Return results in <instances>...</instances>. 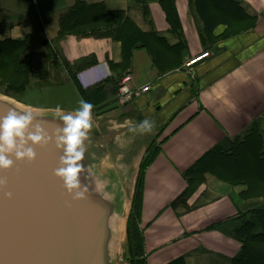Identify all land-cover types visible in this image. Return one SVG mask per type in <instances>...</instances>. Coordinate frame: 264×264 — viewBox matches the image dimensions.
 <instances>
[{"label": "crops", "instance_id": "0c3cea01", "mask_svg": "<svg viewBox=\"0 0 264 264\" xmlns=\"http://www.w3.org/2000/svg\"><path fill=\"white\" fill-rule=\"evenodd\" d=\"M77 1L0 0V42L29 38L28 53L37 72L19 103L50 113L59 107L63 115L80 107L83 98L76 82L54 62L46 43L70 63L95 57L97 63L77 73V80L85 89L107 83L117 90L102 111L92 110L94 133L88 144L94 172L100 179L122 182L126 191L115 252L121 257L127 253V222L140 166L151 143L158 141L160 152L145 173L140 223L147 264L179 258L185 264H233L242 252L235 234L238 219L264 208V197L246 199L247 187L210 174L190 185L184 172L213 148H229L255 121H262L264 132V0H236L254 22L251 28L248 21L243 28L235 20L231 28L221 23L210 34L197 0H176L179 34L171 32L161 0L150 3L149 19L136 0H81L125 12L149 36V48L137 49L128 64L122 44L112 39L58 40L61 18ZM206 53V60L187 68ZM126 78L130 88L150 86L151 91L121 106L118 87ZM145 119L153 122L150 132L138 127ZM185 191L187 205L174 208Z\"/></svg>", "mask_w": 264, "mask_h": 264}, {"label": "trees", "instance_id": "16d2710c", "mask_svg": "<svg viewBox=\"0 0 264 264\" xmlns=\"http://www.w3.org/2000/svg\"><path fill=\"white\" fill-rule=\"evenodd\" d=\"M156 0H136L142 8L145 17L150 18V3ZM197 9L205 23L208 34L213 33L221 23H227L229 28L233 22L241 21L243 28H249L254 22L246 15L239 1L236 0H197ZM161 8L166 16L171 32L179 34L182 31L176 0H161ZM215 11L217 14L213 13ZM69 36L79 38L112 39L122 44L124 63H130L137 49L149 48V36L122 11H109L102 3L88 4L78 0L60 21L58 40ZM30 39L25 41L5 40L0 42V85L6 86L5 94L20 97L31 85L34 65L28 53ZM48 51L54 62L62 65L76 82L84 101L93 105V112H100L109 96L116 97L117 90L110 89L111 84L102 83L85 89L77 80V73L91 68L97 63L95 57L70 63L60 58L49 43ZM119 90V87H118ZM111 98V99H113ZM116 102V101H115ZM107 105V104H106ZM102 106V107H100ZM98 108V109H97ZM97 109V110H96ZM154 141L149 146L142 160L132 200V209L127 222V253L128 264H147L145 259V238L140 227L143 199L144 179L148 167L154 162L160 152V146ZM210 174L232 186L247 187L243 194L246 199L264 197V132L262 121H255L240 137H237L229 148L217 146L205 154L190 169L184 172V177L190 185L204 180ZM188 192L185 191L174 203L173 207L187 205ZM240 226L236 229V238L242 243V252L233 264H264V208L242 214ZM170 264H185L179 258Z\"/></svg>", "mask_w": 264, "mask_h": 264}, {"label": "water", "instance_id": "95a60500", "mask_svg": "<svg viewBox=\"0 0 264 264\" xmlns=\"http://www.w3.org/2000/svg\"><path fill=\"white\" fill-rule=\"evenodd\" d=\"M31 113L28 132L39 125L46 135L63 127L56 113L29 109L0 94V118L10 110ZM63 115V114H60ZM84 141L81 163L84 199H74L64 182L54 174L62 153L55 143L34 146V162L17 161L0 176L6 185L0 189V264H121L126 261L115 252L127 197L122 182L100 179L88 144ZM11 192L8 198L5 193ZM131 212V210H130ZM129 219V216H128ZM126 263H128L126 261Z\"/></svg>", "mask_w": 264, "mask_h": 264}, {"label": "clouds", "instance_id": "9594fccd", "mask_svg": "<svg viewBox=\"0 0 264 264\" xmlns=\"http://www.w3.org/2000/svg\"><path fill=\"white\" fill-rule=\"evenodd\" d=\"M80 107L74 113L60 115L62 109H56L63 127L56 133L46 135L45 130L37 125L34 131L28 132L34 117L31 113H20L10 110L5 117L0 118V171L11 169L17 161L34 162L37 152L34 146L55 143V147L62 155L59 167L54 174L63 182L66 191L74 199H84L87 187L81 184L80 176L83 172L85 156L84 141L87 139L88 130L91 129L93 105L81 100ZM142 132H150L153 122L145 119L139 126ZM6 185V179L0 176V189ZM8 198L11 192L5 193Z\"/></svg>", "mask_w": 264, "mask_h": 264}, {"label": "built area", "instance_id": "2783aa9c", "mask_svg": "<svg viewBox=\"0 0 264 264\" xmlns=\"http://www.w3.org/2000/svg\"><path fill=\"white\" fill-rule=\"evenodd\" d=\"M209 57V53L202 54L200 56H197L189 64H187V68H191L192 66H195L199 64L200 62H203ZM129 78H126L122 85L119 88V94H118V102L122 106L128 105L130 102H132L135 98L140 97L143 94L149 93L151 91L150 86H144L137 89H132L129 87Z\"/></svg>", "mask_w": 264, "mask_h": 264}, {"label": "rangeland", "instance_id": "374dc122", "mask_svg": "<svg viewBox=\"0 0 264 264\" xmlns=\"http://www.w3.org/2000/svg\"><path fill=\"white\" fill-rule=\"evenodd\" d=\"M61 61H62V60H61ZM61 61L59 60L60 64L62 65V62H61ZM37 71H41V70L38 68ZM33 73H34V74H33V78H34V77H36V75H37V74H36V73H37V72H36V69H33ZM33 78L31 79V81L33 80ZM5 90H6V86H5L4 84H1V85H0V94H1V95H4V96H7V95L5 94V92H6ZM27 91H28V90H27ZM26 94H27V92H26L25 94L21 95L20 97H11V96H7V97H8V98H11V99H14V100H16L17 102H19V99H21L22 97H24ZM121 106H122V105H121ZM156 142H157L156 145L159 146V143H160V142H158V141H156ZM124 245H125V244H124ZM123 254H124V253H123ZM125 256H126V255H125ZM125 256H124V257H125ZM121 264H127V263H126V261H125L124 263H121Z\"/></svg>", "mask_w": 264, "mask_h": 264}, {"label": "bare ground", "instance_id": "6f19581e", "mask_svg": "<svg viewBox=\"0 0 264 264\" xmlns=\"http://www.w3.org/2000/svg\"><path fill=\"white\" fill-rule=\"evenodd\" d=\"M132 189V188H131Z\"/></svg>", "mask_w": 264, "mask_h": 264}]
</instances>
